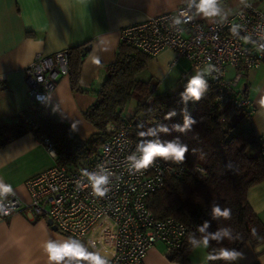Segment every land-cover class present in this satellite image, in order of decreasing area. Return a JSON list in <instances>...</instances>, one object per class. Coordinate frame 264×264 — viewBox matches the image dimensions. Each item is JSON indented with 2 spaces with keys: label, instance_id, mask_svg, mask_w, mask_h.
Masks as SVG:
<instances>
[{
  "label": "built area",
  "instance_id": "built-area-1",
  "mask_svg": "<svg viewBox=\"0 0 264 264\" xmlns=\"http://www.w3.org/2000/svg\"><path fill=\"white\" fill-rule=\"evenodd\" d=\"M224 3L225 0H218V6ZM177 20L181 22L176 23ZM120 42L150 56L167 48L175 53L174 61L183 57L193 66L207 64L209 72L205 77L217 84L214 100L241 109L250 105L247 98L235 91L241 70L264 63V11L246 3L226 18L206 24L195 18L194 7L190 8L186 0L172 11L124 26ZM229 67L238 70L227 78ZM66 75V49L36 53L23 70L28 97L33 103H45L56 82ZM154 87L151 85L150 90ZM129 117L138 121L134 114ZM131 123L128 120L106 123L108 137L90 165L69 168L57 164L53 144L43 140L55 159L54 164L24 182L27 202L13 191L14 195L4 200L9 214H0V218L22 211L31 220H51L60 233L80 240L89 251L107 255L110 264H145L148 249L158 243L170 254L179 247L186 227L172 216L155 218L145 200L162 188L168 177L183 174L184 166L157 158L148 169L130 172L127 157L138 155L129 135ZM258 141L260 153L264 154V135ZM195 169L201 170L198 165ZM85 173L108 175L105 196L93 195Z\"/></svg>",
  "mask_w": 264,
  "mask_h": 264
},
{
  "label": "crops",
  "instance_id": "crops-1",
  "mask_svg": "<svg viewBox=\"0 0 264 264\" xmlns=\"http://www.w3.org/2000/svg\"><path fill=\"white\" fill-rule=\"evenodd\" d=\"M186 0H0V122L17 121L22 110L34 103L26 93L24 68L36 53L50 54L58 50L77 47L84 53L78 65V86L74 89L70 75L61 77L51 90L45 104L58 120L68 123L83 139L88 138L94 127L84 119L82 112L95 100L96 91L106 77L107 66L115 59L124 26L169 12ZM250 3L264 11V0H225L220 5L221 14L206 19L196 14L199 21L210 24L221 20ZM163 49L150 56L140 71V78L151 80L157 93L174 91L183 81L188 70V60ZM73 61V60H72ZM174 63L172 64V62ZM200 74L209 72L207 64L200 65ZM237 68L227 69V78ZM196 75V74H195ZM190 80V79H189ZM188 80V81H189ZM242 84L235 91L250 102V124L257 136L264 135V63L256 68L241 70ZM239 80V81H240ZM246 88V90H245ZM159 89L162 91L158 92ZM134 113L128 109L124 115ZM130 116V115H128ZM54 157L31 132L24 133L0 147V178L11 184L23 202L29 200L24 182L52 166ZM247 201L264 222V181L247 190ZM66 239L48 219H29L22 211L7 218H0V264H49L45 243ZM243 254L240 264H264V244L253 247L245 244L238 250ZM207 249H193L189 264H207ZM162 244L148 249L145 264H180L168 259ZM87 264V262H81Z\"/></svg>",
  "mask_w": 264,
  "mask_h": 264
},
{
  "label": "trees",
  "instance_id": "trees-1",
  "mask_svg": "<svg viewBox=\"0 0 264 264\" xmlns=\"http://www.w3.org/2000/svg\"><path fill=\"white\" fill-rule=\"evenodd\" d=\"M74 49L78 48L66 49L68 74L72 87L79 90L78 65L83 53L78 51L73 59ZM149 57L126 43L118 45L115 59L107 66L106 77L96 91L95 100L82 112L84 119L94 127V132L88 138H80L68 123L58 120L45 103H34L18 113L16 122H0V147L31 132L40 141L47 139L53 144L57 164L69 168L90 165L97 159L100 146L108 137L106 123L128 120L132 122L129 135L136 146L142 141H176L188 149L185 161H166L172 165L183 164V174L168 177L164 186L149 194L145 200L155 218L172 216L186 227L179 247L171 251L169 260L189 264L192 247L188 243V236L191 233L199 239L201 233L197 229L205 221L210 225L207 232L230 227L233 236V239H224L220 243L210 241L207 254L221 247L238 251L245 244L253 247L264 244V222L252 210L246 198L251 186L264 181V154L260 153L259 136L250 124V107L240 109L218 104L214 100L216 81L206 78L205 74L202 76L207 88L199 101L182 99L181 94L188 80H183L180 87L171 92L151 91L152 81L138 77ZM240 96L246 98L245 91ZM131 100L134 101L133 114L138 118L137 122L124 115ZM173 111L176 114L165 119ZM185 116L195 123L184 132L173 129L176 124L183 127ZM243 121L245 126L231 134L235 125ZM160 125L166 126L169 131H159ZM149 128L157 129L156 135H139ZM197 165L200 171L195 169ZM214 204L222 209H231V219H214ZM207 264L240 263L218 260L207 261Z\"/></svg>",
  "mask_w": 264,
  "mask_h": 264
},
{
  "label": "clouds",
  "instance_id": "clouds-1",
  "mask_svg": "<svg viewBox=\"0 0 264 264\" xmlns=\"http://www.w3.org/2000/svg\"><path fill=\"white\" fill-rule=\"evenodd\" d=\"M189 7H195L196 14L206 19L217 17L221 14V9L218 6V0H189ZM177 20L176 23H180ZM235 31V29H233ZM207 88V83L203 79V76L197 72L188 81L184 92L181 94L182 99L187 101L192 99L193 101H199L203 95V92ZM259 103L264 106V97L261 98ZM176 113L170 112L166 115L165 119H170ZM195 123L194 120L188 116L184 118V125L181 127L176 124L173 125V129L184 132L189 129L190 126ZM158 130L161 132H168L169 129L166 126L160 125ZM157 129L149 128L147 132H140L141 137L156 135ZM188 151L186 145H181L176 141L172 142H153L142 141L137 145L136 153H133L127 157L128 167L130 172H141L148 169L154 163L157 158H161L165 161H173L176 163L182 162L185 159V153ZM92 188L93 195L103 197L108 192V188L105 187L109 183L107 174H87ZM14 195L11 184L4 183L0 178V214H9V209L6 208L4 200ZM231 209L221 208L219 205L214 204L212 207V216L214 219L223 218L224 220L231 219ZM209 223L205 221L202 226L198 227L201 237L197 239L195 235L189 234L188 243L193 249H208L210 241H216L220 243L224 239H233L232 230L230 227H220L215 232H207ZM45 252L48 256L49 264H81V262H87V264H110L107 255L101 254L100 251H89L80 240L73 237L66 239L53 240L49 238L45 243ZM243 254L235 249H229L221 247L219 250L213 249L208 252L205 259L207 261H225L235 262L242 258Z\"/></svg>",
  "mask_w": 264,
  "mask_h": 264
},
{
  "label": "rangeland",
  "instance_id": "rangeland-1",
  "mask_svg": "<svg viewBox=\"0 0 264 264\" xmlns=\"http://www.w3.org/2000/svg\"><path fill=\"white\" fill-rule=\"evenodd\" d=\"M189 62V61H188ZM200 66H193L190 62L188 63V71L185 72L183 74V78L182 80H189L191 79L192 76H194L195 74H197V72H200ZM138 77L140 78V74H138ZM239 84H242V80L239 81ZM162 91V89H159L158 92ZM168 91H172V90H168ZM134 107V101L131 100V102L126 106V109L124 110V113L126 114L127 113V110L130 108V109H133ZM128 115H131L130 113ZM243 126H245V122H240L238 124L235 125V127L231 130V134H235L237 133ZM78 134V133H77ZM78 136L80 138H82L79 134Z\"/></svg>",
  "mask_w": 264,
  "mask_h": 264
},
{
  "label": "water",
  "instance_id": "water-1",
  "mask_svg": "<svg viewBox=\"0 0 264 264\" xmlns=\"http://www.w3.org/2000/svg\"><path fill=\"white\" fill-rule=\"evenodd\" d=\"M82 55H84V53H83ZM48 223L50 224V223H51V220H48ZM54 228H55V227H54Z\"/></svg>",
  "mask_w": 264,
  "mask_h": 264
}]
</instances>
